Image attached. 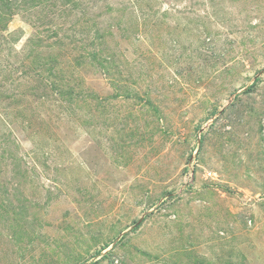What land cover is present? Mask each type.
<instances>
[{"label":"rangeland","instance_id":"rangeland-1","mask_svg":"<svg viewBox=\"0 0 264 264\" xmlns=\"http://www.w3.org/2000/svg\"><path fill=\"white\" fill-rule=\"evenodd\" d=\"M0 264H264V0H0Z\"/></svg>","mask_w":264,"mask_h":264}]
</instances>
